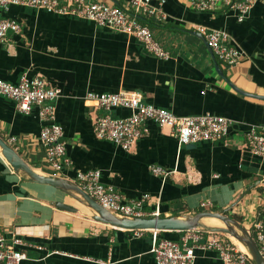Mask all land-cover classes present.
<instances>
[{
	"label": "crops",
	"instance_id": "1",
	"mask_svg": "<svg viewBox=\"0 0 264 264\" xmlns=\"http://www.w3.org/2000/svg\"><path fill=\"white\" fill-rule=\"evenodd\" d=\"M161 1L166 20L144 22L169 53L166 59L148 53L126 34L13 5L0 16L16 19L21 30L0 43V78L16 83L26 72L60 90L55 117L72 164L58 176L76 182L77 171L98 169L104 184L130 199L147 195L146 210L158 203L164 216L228 209L226 214L240 217L238 222L253 238L254 223H264V157L251 155L244 133L264 124V98L238 93L230 83L264 97V0H254L242 22L232 10L199 12L189 0L153 2ZM200 27L227 32L242 59L225 66L212 57L198 35ZM121 90L138 92L146 102L179 116L210 112L234 124L222 141L179 145L168 127L149 122L148 134L126 151L95 136L93 122L102 111L85 99L90 91ZM112 114L126 116L130 110L118 108ZM41 125L37 109L20 113L0 95V136L6 143L15 137L11 147L33 169L55 174L39 142ZM152 165L167 174L155 175ZM56 201L76 211L56 207ZM94 214L58 189L14 173L0 150V229L27 243L19 247L26 254L20 264H155L149 232L134 236L114 230L95 221ZM194 264L224 263L215 252L198 249Z\"/></svg>",
	"mask_w": 264,
	"mask_h": 264
},
{
	"label": "built area",
	"instance_id": "2",
	"mask_svg": "<svg viewBox=\"0 0 264 264\" xmlns=\"http://www.w3.org/2000/svg\"><path fill=\"white\" fill-rule=\"evenodd\" d=\"M118 0L107 4L97 0H0V12H7L13 5L41 9L58 15L73 16L89 21L98 27L117 31L135 38L144 49L158 58H169L152 31L145 24L146 19L164 21L167 14L154 0H127L119 5ZM193 10L212 12L220 9L236 12L238 22L248 15L254 0H189ZM21 26L16 19L0 16V43L7 40L9 33H20ZM215 59L225 66L238 63L243 52L233 43L229 34L221 29L206 30L198 28ZM0 95L14 102L20 113L29 114L37 109L42 123L39 142L45 151L47 164L58 174L71 166L72 161L66 152L63 127L56 121L55 102L60 90L51 86L39 76H29L24 72L18 82L10 83L0 78ZM85 99L101 110L93 122V131L98 139L106 140L129 151L136 142L149 132L148 123L159 127H168L179 145L199 142H219L226 139L234 122L222 115L210 112L179 116L173 111L146 102L138 92H94L86 93ZM130 110L126 116H114L115 109ZM245 143L254 157H264V124L249 127L244 133ZM16 138L9 137L7 144H15ZM150 170L155 175L165 176L161 167L152 165ZM54 174V175H55ZM56 174V175H57ZM98 169L77 171L78 186L103 208L119 217H158L159 204L151 210L148 196L130 199L117 191L112 185L104 184ZM201 206H206L203 202ZM253 239L259 253L264 257V223H254ZM150 233L151 248L155 264H194L196 250L216 253L224 264H250V258L232 242L223 239L219 233L204 229H191L182 233L179 240L159 236L158 230H133L134 236ZM27 243L14 233L0 229V264H20L26 254L20 246Z\"/></svg>",
	"mask_w": 264,
	"mask_h": 264
},
{
	"label": "water",
	"instance_id": "3",
	"mask_svg": "<svg viewBox=\"0 0 264 264\" xmlns=\"http://www.w3.org/2000/svg\"><path fill=\"white\" fill-rule=\"evenodd\" d=\"M200 38L205 42L212 57L213 53L207 44L204 36L198 33ZM215 68L220 75L222 70L217 62ZM234 90L246 96H256L246 93L238 89L235 85L230 83ZM0 150L4 155L6 162L11 167L12 171L25 177L29 182L39 185L52 186L64 194L76 199L80 203L86 205L94 211L93 219L99 221L110 227L118 230H158V231H186L191 229H204L209 232L222 233L228 236H233L242 242L248 250V255L251 264H264V257L259 253L257 245L250 235V233L238 222L236 219L226 214L228 209H221L217 211L202 210L192 214L186 215H170L158 217H119L110 211L103 208L99 203L92 199L84 190H82L76 182L54 174H43L33 169L24 159L17 153L0 136ZM59 207L68 211H76V208L65 204L61 201L54 203ZM206 218H216L222 222V226L207 225L204 222Z\"/></svg>",
	"mask_w": 264,
	"mask_h": 264
},
{
	"label": "bare ground",
	"instance_id": "4",
	"mask_svg": "<svg viewBox=\"0 0 264 264\" xmlns=\"http://www.w3.org/2000/svg\"><path fill=\"white\" fill-rule=\"evenodd\" d=\"M204 222L207 225H216V226H222L223 225L222 222L216 218H206V219H204ZM229 237L232 240V242L237 246L238 249H240L244 253L248 254V250L242 242H240L238 239H236L233 236H229Z\"/></svg>",
	"mask_w": 264,
	"mask_h": 264
},
{
	"label": "trees",
	"instance_id": "5",
	"mask_svg": "<svg viewBox=\"0 0 264 264\" xmlns=\"http://www.w3.org/2000/svg\"><path fill=\"white\" fill-rule=\"evenodd\" d=\"M160 216L163 217L164 216L163 213H161ZM231 217H233L237 221L241 220L240 217H238L236 215H231ZM127 232L131 233L132 231H127ZM183 232L184 231H158L160 237L171 239V240H179V238H180V236L182 235Z\"/></svg>",
	"mask_w": 264,
	"mask_h": 264
},
{
	"label": "rangeland",
	"instance_id": "6",
	"mask_svg": "<svg viewBox=\"0 0 264 264\" xmlns=\"http://www.w3.org/2000/svg\"><path fill=\"white\" fill-rule=\"evenodd\" d=\"M219 234L221 235V237H222L223 239H226V240H228V241H232L228 235H226V234H222V233H219Z\"/></svg>",
	"mask_w": 264,
	"mask_h": 264
}]
</instances>
